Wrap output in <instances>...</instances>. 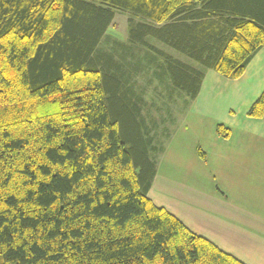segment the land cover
<instances>
[{"label":"trees","instance_id":"trees-1","mask_svg":"<svg viewBox=\"0 0 264 264\" xmlns=\"http://www.w3.org/2000/svg\"><path fill=\"white\" fill-rule=\"evenodd\" d=\"M116 10L130 46L97 50ZM263 45L264 0H0V264H244L147 196L132 79L145 49L189 103L206 69L236 79Z\"/></svg>","mask_w":264,"mask_h":264},{"label":"crops","instance_id":"crops-1","mask_svg":"<svg viewBox=\"0 0 264 264\" xmlns=\"http://www.w3.org/2000/svg\"><path fill=\"white\" fill-rule=\"evenodd\" d=\"M263 91L264 45L236 79L206 69L183 129L156 157L147 193L244 264H264V115L247 116ZM219 124L228 137L216 133Z\"/></svg>","mask_w":264,"mask_h":264},{"label":"rangeland","instance_id":"rangeland-1","mask_svg":"<svg viewBox=\"0 0 264 264\" xmlns=\"http://www.w3.org/2000/svg\"><path fill=\"white\" fill-rule=\"evenodd\" d=\"M130 17L134 16H131L129 12L116 10L114 19L97 50L106 49L115 52V49L111 48L118 45V43L126 45L128 42L127 21ZM133 19L138 21L136 18ZM150 43L165 54L201 69L200 65L169 47L161 43H155L153 39H150ZM127 45L130 46V43ZM144 52L145 49H142L140 55H138L142 56L140 58L142 63L139 71L132 79V85L143 102L139 117H143L145 120V126L152 137V145L155 148L152 154L157 157L173 132L178 128L180 131L181 127L183 129L188 100L182 92L172 87L167 78L160 77L159 69L155 65L161 64L162 61L153 59V63L149 66L147 64L148 61L143 57ZM122 64L127 67L126 63ZM129 66L131 67V65Z\"/></svg>","mask_w":264,"mask_h":264}]
</instances>
